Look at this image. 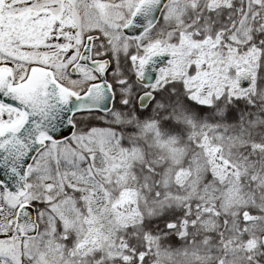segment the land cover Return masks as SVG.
Returning <instances> with one entry per match:
<instances>
[{"label":"snow or ice","instance_id":"snow-or-ice-1","mask_svg":"<svg viewBox=\"0 0 264 264\" xmlns=\"http://www.w3.org/2000/svg\"><path fill=\"white\" fill-rule=\"evenodd\" d=\"M0 264H264V0H0Z\"/></svg>","mask_w":264,"mask_h":264}]
</instances>
